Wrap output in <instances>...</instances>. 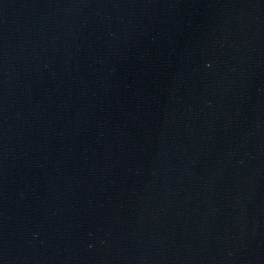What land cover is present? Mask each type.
Segmentation results:
<instances>
[{"label":"water","instance_id":"1","mask_svg":"<svg viewBox=\"0 0 264 264\" xmlns=\"http://www.w3.org/2000/svg\"><path fill=\"white\" fill-rule=\"evenodd\" d=\"M0 264H264V0H0Z\"/></svg>","mask_w":264,"mask_h":264}]
</instances>
